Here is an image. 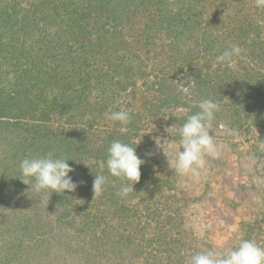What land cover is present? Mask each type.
<instances>
[{
  "label": "rangeland",
  "instance_id": "374dc122",
  "mask_svg": "<svg viewBox=\"0 0 264 264\" xmlns=\"http://www.w3.org/2000/svg\"><path fill=\"white\" fill-rule=\"evenodd\" d=\"M234 44L244 50L243 58L231 67L218 63L216 57ZM30 55L38 59L25 67ZM187 78L192 87L186 95L177 82ZM4 93L17 100H2ZM209 98L220 104L210 130L220 156H205L198 178L175 175L154 138L175 142L168 150L174 160L179 135L169 137L165 129L178 130ZM3 107L9 118L0 119L11 124H0V191L8 195L0 194V224L1 218L9 223L4 215L20 205L33 220L51 223L35 234L48 244L31 256L13 255L19 240L0 234V253L11 264H45L50 257L58 264H165L185 247L196 253L236 245L264 220V9L255 0H0V113ZM121 109L132 116L123 132L104 115ZM33 123L41 126L37 134ZM83 130L91 132L84 144ZM70 135L74 146L64 141ZM115 139L136 146L146 161L141 179L135 191L121 196L127 181L109 176L95 196L94 176L109 175L107 148ZM27 143L28 156L51 152L67 158L77 152L82 159L69 163L78 184L70 240L48 231H60L56 205L41 203L22 181L17 190L8 185L4 191L2 166L7 161L18 172L22 158L12 155ZM87 201L93 205L84 210ZM161 227L169 244L148 240ZM48 247L55 252L49 248L50 257L41 256Z\"/></svg>",
  "mask_w": 264,
  "mask_h": 264
},
{
  "label": "clouds",
  "instance_id": "9594fccd",
  "mask_svg": "<svg viewBox=\"0 0 264 264\" xmlns=\"http://www.w3.org/2000/svg\"><path fill=\"white\" fill-rule=\"evenodd\" d=\"M255 6L264 9V0H255ZM176 11V8L172 9L173 14ZM243 51L239 45L234 44L222 51L216 57V61L231 67L236 58H243ZM177 83L184 94H189L192 84L188 78ZM197 108L198 111L187 116L178 130L175 125L165 129L169 133V137L177 132L179 135L180 150L176 152L174 160L169 159L168 150L175 147V142L170 141V138L163 139V141L161 137L154 138L157 149H162L174 174L182 177L198 178L200 169L205 167V156L213 158L220 156V145L210 131L213 128L216 114L220 110V104L210 98L202 99L198 102ZM104 115L106 119L118 122L122 132L132 121L131 114L124 109L109 111ZM220 128L228 136L235 135V130L232 128L223 124L220 125ZM69 160L70 158L57 156L51 152L26 156L19 162V175L16 178L28 185V190L39 194L41 203L48 205L53 192L65 194L66 192H75L78 187V184L69 175L74 171L68 163ZM145 163L146 161L137 154L136 146L133 147L130 143L119 139L113 140L107 148L106 167L109 175L95 174L94 176L93 191L95 196L100 194L110 182L109 176L127 181V183L121 184L119 195L127 196L135 191L134 186L141 179V167ZM112 183L115 186V182ZM48 190H51V195L46 198L45 194ZM184 264H264V246L255 240L241 239L237 246L228 247L222 251L200 250L186 257Z\"/></svg>",
  "mask_w": 264,
  "mask_h": 264
},
{
  "label": "trees",
  "instance_id": "16d2710c",
  "mask_svg": "<svg viewBox=\"0 0 264 264\" xmlns=\"http://www.w3.org/2000/svg\"><path fill=\"white\" fill-rule=\"evenodd\" d=\"M169 11H170V8H169L168 12ZM21 28L18 29L19 32L21 31ZM18 30H16L15 32H17ZM13 49H15L14 46H13ZM47 50H51L50 54H49V51H48L49 55H53L54 54V51L52 49H47ZM40 51L37 50L36 53H38L40 55ZM41 56H43V54H41ZM37 59H38V57L33 58V60H31V55H30L29 60H31V61L28 64L29 60H27L25 67H27V65L28 66L35 65L34 63H35V61ZM1 99L4 100V101H15V100H17V97H15V95H13V94H9V93L5 94L4 93V96L2 95ZM170 100H171V97H169V98L167 97V99L165 101L168 102ZM36 103H37V101L35 102V104ZM3 105L6 106L8 104L3 103ZM4 111H5V109L3 107V111L0 113V118L1 117L2 118H9L7 116V114L2 115L4 113ZM35 111L36 112L38 111L37 107L35 108ZM47 117H48L47 114H45L44 115V118H45L44 120H46ZM2 120L3 119H0V124H2V125L11 124L8 121V119H6V120L4 119L3 121ZM30 127H31L32 131H35L36 134H37V132H40V127L41 126L35 125V123H33V124H31ZM87 133H91V132L89 130L88 131H84L83 130V132L80 133V134H82V136L80 135L81 138H79V139H80L82 144H84L86 142V141H84L85 140L84 138H85ZM64 141H65V143L68 146H74L73 143L77 142L76 137L75 136L73 137L71 135L68 136L67 138H65ZM25 142H26V140H25ZM28 146H30L29 143H27L26 146L21 145L19 147L20 149L15 154L12 155L13 158L20 157V158L23 159L26 156H28V154H29L28 153V148H27ZM90 149L92 150V148H90ZM76 154L70 153L69 157L67 156V158L71 159V160L68 161V163H70L72 160L78 158L79 153L76 152ZM72 157H74V158H72ZM78 159L82 161V159H80V158H78ZM7 163H9V162L5 161V163L2 166V177H3L2 178V183H4V191H5V189L7 188L8 185L12 186L11 191L17 190L18 189L17 185H19L20 181H21L20 179L16 178L19 175V171L18 172H15L16 170L10 171L7 168V166H8ZM9 167H10V165H9ZM69 175L72 177V179L74 178V173L71 172ZM73 181L75 182V180H73ZM75 193L76 192H66L65 194H58V193L53 192L52 195H51V191L48 190V192L45 194L46 198L51 195L50 198H49V202L51 203L50 205L52 207L56 205L58 207V209L60 210V211L57 212L58 215H57L56 219H54V223H56V224L58 223L59 224V228L58 229H60V231L56 230L54 232L53 228H51L52 226L50 227L51 229L48 230V231L51 232V236L55 237L56 239H65L66 238L67 240H70L71 235H73L72 229H73V226L75 224L76 219H74V217L73 218L71 217V215H72L71 212L73 211L72 206H74V204H76L75 203V200H76ZM0 194H1V191H0ZM36 195L39 196V194H36ZM1 196L3 198H7L8 197V195L6 193L5 194H1ZM1 196H0V199H1ZM3 200L1 199V201H3ZM14 203H17V201H15ZM36 204L37 203H32V205H34V206H36ZM107 204H109V202H107ZM91 205H93V204H91L89 201H87L86 204H84V207H83L84 210H87V208L90 209ZM95 205H97V204H95ZM20 207H21V205L20 206H16V207H12V208L10 207L11 208V211H9L10 213L8 212L6 214V216L4 215V217H6V219L9 221V223L2 221L3 218H1L0 234L2 236H4V237L7 236V238L11 237L13 239L17 238V240H19L18 243H16V245L13 244V246H12V248L14 250V252L12 253L13 255H20V257H21V256H24V255L28 256L30 254V256H31V254L32 255L34 254L33 252L37 253L38 247L43 242L44 243L46 242V244H48V240H47L46 236L43 237V236L35 235V234L37 232H39V230H41L42 228L44 229L45 228L44 227L45 224L49 225L51 223L45 222L44 220H40V218L33 220V218H31L30 216H27V215H25V213H22L23 211L21 209H19ZM61 208H62V210H61ZM100 209L101 208L99 207V210ZM107 211L108 210H106V211L104 210L102 213L106 214ZM103 218H105V217H103ZM97 219L98 218H96V220L94 219V221H93L94 224H97ZM174 220H175V217H170L168 221L172 222ZM100 222H99V224H100ZM263 223H264V220L262 219V220H258L257 223L254 226H250L248 228V230L250 231V235L245 237L244 239L253 240V237L251 236V234H254V233L252 231L257 232V235L259 236V238H261V239H259V241L257 243L260 244L261 246H264V224ZM62 227H64V228H62ZM91 232H93V230ZM166 232H168V231L165 230L164 227H161V229H159L158 234H156L155 237L154 236L148 237V240L150 242L154 243V242H156V239L159 238V240L163 241L165 244H169V241L167 240V237L169 236V234L166 233ZM89 234H91V233H89ZM15 235H17V237ZM48 237H50V236H48ZM163 237H165L166 239H163ZM25 238H27V239H25ZM25 240H28V241H25ZM25 242H28V243L25 244ZM6 244L7 243L4 242L3 245H6ZM66 245H67V247H65V252L69 254L70 253L69 251L71 250V244H70V242H66ZM237 245L238 244L233 245L231 247H235ZM75 246H77L76 249H75L76 251L80 250L81 245H79V243H76ZM86 246H87V244L84 245V247H86ZM185 246L186 245H184V247ZM84 247H82V248H84ZM0 248H1V246H0ZM49 248L51 250H53V252H55L54 249H52V247H48V252L47 251L46 252L41 251L40 255L43 256L45 254L46 256L50 257V255H51L50 251L51 250ZM167 250H168V252L170 251L169 248ZM193 252H194L193 250L191 251V249H189L187 247H185V251H183L182 253L180 252V250H177V252H176V257L177 258L171 260L170 257H166V263L165 264H184L185 258L190 256L191 254H194ZM3 260H5V261H3ZM7 261L9 262L8 264H11L10 259L3 257L2 253H0V264H4V263L7 264ZM96 262L97 261L94 259V263H92V264H96ZM146 262L149 263L151 261H146ZM45 264H58V261H57V259L54 260V257L52 259L50 257L49 260L47 259ZM151 264H153V263H151ZM161 264H164V263H161Z\"/></svg>",
  "mask_w": 264,
  "mask_h": 264
}]
</instances>
